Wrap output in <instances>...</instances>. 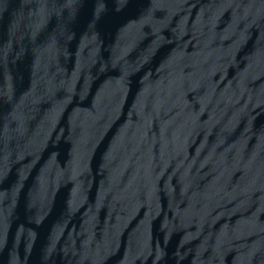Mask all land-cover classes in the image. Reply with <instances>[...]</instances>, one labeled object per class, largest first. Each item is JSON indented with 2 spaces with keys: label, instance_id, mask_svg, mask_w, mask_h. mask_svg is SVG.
Masks as SVG:
<instances>
[{
  "label": "water",
  "instance_id": "obj_1",
  "mask_svg": "<svg viewBox=\"0 0 264 264\" xmlns=\"http://www.w3.org/2000/svg\"><path fill=\"white\" fill-rule=\"evenodd\" d=\"M0 264H264V0H0Z\"/></svg>",
  "mask_w": 264,
  "mask_h": 264
}]
</instances>
